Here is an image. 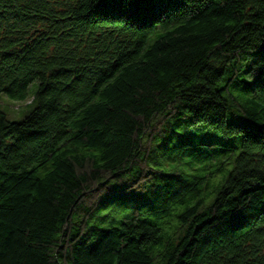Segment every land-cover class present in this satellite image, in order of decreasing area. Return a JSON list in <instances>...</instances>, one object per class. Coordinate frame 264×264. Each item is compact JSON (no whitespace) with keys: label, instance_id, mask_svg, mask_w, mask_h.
<instances>
[{"label":"trees","instance_id":"16d2710c","mask_svg":"<svg viewBox=\"0 0 264 264\" xmlns=\"http://www.w3.org/2000/svg\"><path fill=\"white\" fill-rule=\"evenodd\" d=\"M0 264H264V0H0Z\"/></svg>","mask_w":264,"mask_h":264},{"label":"rangeland","instance_id":"374dc122","mask_svg":"<svg viewBox=\"0 0 264 264\" xmlns=\"http://www.w3.org/2000/svg\"><path fill=\"white\" fill-rule=\"evenodd\" d=\"M38 82H33L28 89V98L24 101L11 99L4 95L0 99V107L7 114L8 119L12 121L23 120L35 107L33 100V94L36 92Z\"/></svg>","mask_w":264,"mask_h":264}]
</instances>
